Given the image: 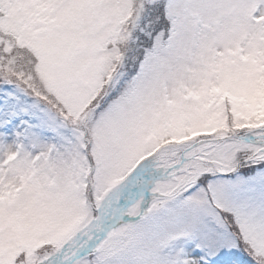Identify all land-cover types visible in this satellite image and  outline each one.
<instances>
[{
  "label": "snow or ice",
  "instance_id": "1",
  "mask_svg": "<svg viewBox=\"0 0 264 264\" xmlns=\"http://www.w3.org/2000/svg\"><path fill=\"white\" fill-rule=\"evenodd\" d=\"M0 264H264V0H0Z\"/></svg>",
  "mask_w": 264,
  "mask_h": 264
}]
</instances>
